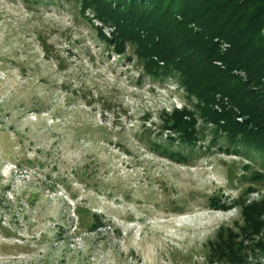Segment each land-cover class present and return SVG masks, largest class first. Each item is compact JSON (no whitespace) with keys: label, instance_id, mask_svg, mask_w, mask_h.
Wrapping results in <instances>:
<instances>
[{"label":"rangeland","instance_id":"obj_1","mask_svg":"<svg viewBox=\"0 0 264 264\" xmlns=\"http://www.w3.org/2000/svg\"><path fill=\"white\" fill-rule=\"evenodd\" d=\"M82 1L0 0V264H220L209 244L243 225L239 199H264L263 158L225 152L201 118L195 149L163 134L195 103L118 54Z\"/></svg>","mask_w":264,"mask_h":264},{"label":"trees","instance_id":"obj_2","mask_svg":"<svg viewBox=\"0 0 264 264\" xmlns=\"http://www.w3.org/2000/svg\"><path fill=\"white\" fill-rule=\"evenodd\" d=\"M82 7L108 27L107 34L98 26L99 36L118 54L132 46L146 75L161 81L177 77L195 103L194 110L165 113L163 134L195 149L201 143V118L206 128L225 138V152L246 150L264 160V0H83ZM153 147L178 162L192 157V151L171 152L158 143ZM253 180L264 182V171H254ZM247 192L258 190L250 186ZM220 203L212 200L214 207L230 209ZM236 203L243 225L236 223L238 232L221 230L209 244L208 260L264 264V199L242 197ZM101 225L95 216L92 230Z\"/></svg>","mask_w":264,"mask_h":264}]
</instances>
